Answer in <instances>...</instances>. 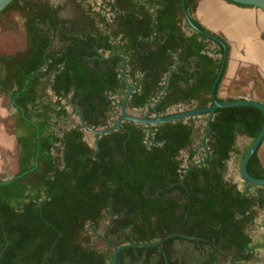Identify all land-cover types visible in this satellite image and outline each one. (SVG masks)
Returning <instances> with one entry per match:
<instances>
[{
    "label": "trees",
    "instance_id": "16d2710c",
    "mask_svg": "<svg viewBox=\"0 0 264 264\" xmlns=\"http://www.w3.org/2000/svg\"><path fill=\"white\" fill-rule=\"evenodd\" d=\"M197 3L186 0L193 23L216 37L196 18ZM11 9L24 20L27 47L0 56V95L16 108L20 146L18 173L0 182V264H112L117 246L168 236L159 247L123 250L118 264L256 261L264 244H254L248 229L264 210V185L242 179L241 189L228 174L232 158L238 155L240 168L264 127L260 109H219L206 141L209 157L203 146L201 161L193 146L203 119L207 133L208 115L151 127L124 121L98 147L86 140L87 130L114 125L127 82V110H144L142 118L213 104L224 47L191 29L182 0H114L112 24L92 14L65 19L63 7L34 0H14L0 16ZM218 88L219 102L238 100L220 99ZM67 105L81 122L59 134L54 126L69 117ZM240 137L249 139L244 149ZM260 150L248 164L256 179H264ZM95 237L105 250L93 245Z\"/></svg>",
    "mask_w": 264,
    "mask_h": 264
},
{
    "label": "crops",
    "instance_id": "0c3cea01",
    "mask_svg": "<svg viewBox=\"0 0 264 264\" xmlns=\"http://www.w3.org/2000/svg\"><path fill=\"white\" fill-rule=\"evenodd\" d=\"M197 2L195 15L198 21L228 44L224 76L218 88L219 98L228 100L252 97L264 101V11L226 0ZM213 43L215 47L217 43ZM3 101L4 97L0 95V160L10 153L17 141L16 135L10 133L6 123L4 124L8 121L9 110ZM136 111L142 110H129V113H137ZM260 155L264 160V145ZM237 159L238 155H235L230 163L237 164ZM2 168L0 163V173Z\"/></svg>",
    "mask_w": 264,
    "mask_h": 264
},
{
    "label": "rangeland",
    "instance_id": "374dc122",
    "mask_svg": "<svg viewBox=\"0 0 264 264\" xmlns=\"http://www.w3.org/2000/svg\"><path fill=\"white\" fill-rule=\"evenodd\" d=\"M38 3H50L55 7H63L61 12V17L65 19H74L81 20L86 14H92L93 17L97 18L99 21L105 17L109 24H112L114 19V13L112 11V3L114 0H34ZM108 23L100 22V28L106 31L111 29L112 25ZM27 47V35L24 28V20L21 17L19 10L11 9L8 12L0 16V56H7L23 52ZM47 95L55 99L53 92L50 89H47ZM3 104L9 110V118L6 123L7 128L10 133L15 134V125L13 120V115L16 112L13 108L9 96H3ZM67 110L69 112V117L66 119H60L56 121L54 130L57 133H62L64 130H67L81 122L80 117L73 111L72 107L67 105ZM185 107L176 108L171 111V113H176L178 111H184ZM137 113H132L134 116L144 115V110L136 111ZM198 124V131L195 134L194 146L193 148L198 151L196 157L197 160L202 159L204 152L203 148V138L204 132L203 128L206 124V120H201ZM96 139V134L92 131L87 130L86 140L90 143L91 146H94ZM249 140L246 137H240L238 140V146L242 149L248 145ZM62 146L57 144L54 153L61 157L62 154L60 151ZM189 156V151H183L182 157L186 160ZM19 157H20V146L18 142H14L13 148H11L10 153L5 155L3 160H0L1 165H3L2 172L0 173V180H8L14 177L19 171ZM201 161V160H199ZM231 164L228 177L232 181H235L240 184V188L244 189L243 180L240 174L239 164ZM186 165V163H185ZM108 221V220H107ZM104 221L102 229L104 230L108 225V222ZM256 226L248 229L249 234L253 239L254 244H264V210L258 209L256 213ZM103 232L99 233L98 236H102ZM93 245H95L100 250L106 249V244L100 240L98 237L93 239ZM178 247L182 250L185 248L183 245L178 244ZM184 251V250H183ZM250 264H264V248H261L258 252V259L251 262Z\"/></svg>",
    "mask_w": 264,
    "mask_h": 264
},
{
    "label": "water",
    "instance_id": "95a60500",
    "mask_svg": "<svg viewBox=\"0 0 264 264\" xmlns=\"http://www.w3.org/2000/svg\"><path fill=\"white\" fill-rule=\"evenodd\" d=\"M13 1L14 0H0V13L4 9H6L11 3H13ZM232 1L235 3H238V4L246 5V6L258 7L264 11V0H232ZM182 7H183V14H184L185 21L189 24V26L191 27V29L194 32H196V33L208 38L209 40L221 45L222 47H224L223 61H222V65L220 68V73H219V76H218V78L214 84L213 90H212L213 104L207 108L197 109V110H192V111H185V112H181V113H174V114L168 115L166 117H162L159 114H156L155 117H152V118H142V117L134 116V115L130 114L129 111L127 110V102H128V100L131 96V93H132V88H131L130 84L127 82L128 93H127V95H126V97L122 103L121 115L117 118L114 125H112L110 128L100 129V130L94 131V133L96 134V141L95 142H96L97 147H98V140L103 135L110 134V133L116 131L124 121H131L134 123L144 124V125H148L151 127V126H155V125H159V124H163V123H167V122L176 121L179 119L208 115L207 133H206L202 143H203V146L206 149L207 155L209 157V149L207 148L206 141H207L209 134H210L211 121L213 120L215 113L219 109L228 108V107H239V106H253V107L260 109L264 113V101L257 100V99L252 98V97L246 98V99H238V100H234V101H223V102L218 101L217 96H216V91H217L218 85L220 83V80H221V77H222V74L224 72L225 65H226L227 54H228L227 47H226L224 41H222L221 39H219L215 36H212L210 34L203 32L201 29H199L193 23L190 15L187 11V8H186V0H182ZM166 85H167V80H166ZM165 93H166V87H165L160 99L163 98ZM13 108L16 111V108L15 107H13ZM154 109L156 110V107ZM263 145H264V127H263L261 133L259 134V136L256 138V140L252 143V145L248 149L247 153L245 154V156L242 160L241 166H240V174H241L242 179L244 181H247L250 184L257 185V186H263L264 185V179H256V178L252 177L248 172V164H249V161L251 160V158L253 157V155L256 153V151L260 147H262ZM206 161L207 160H205L204 162H206ZM200 164L201 163H197L195 166H199ZM13 178L14 177H12L8 180H0V182H10ZM171 237L172 236H168L164 240H167ZM164 240H159V241H156L153 243H145V244L128 243V244H123L121 246H117L115 248V252L113 254L112 264H118L119 255L125 249L159 247L163 243Z\"/></svg>",
    "mask_w": 264,
    "mask_h": 264
}]
</instances>
